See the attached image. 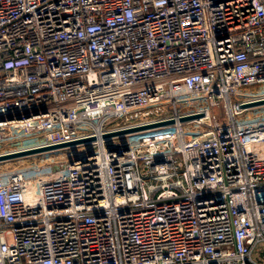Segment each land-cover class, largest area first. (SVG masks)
<instances>
[{
  "label": "built area",
  "instance_id": "1",
  "mask_svg": "<svg viewBox=\"0 0 264 264\" xmlns=\"http://www.w3.org/2000/svg\"><path fill=\"white\" fill-rule=\"evenodd\" d=\"M262 100L264 0H0V155L92 138L0 161V264H262Z\"/></svg>",
  "mask_w": 264,
  "mask_h": 264
},
{
  "label": "water",
  "instance_id": "2",
  "mask_svg": "<svg viewBox=\"0 0 264 264\" xmlns=\"http://www.w3.org/2000/svg\"><path fill=\"white\" fill-rule=\"evenodd\" d=\"M263 103H264V100L252 102V103H249L245 106H253V105H259V104H263ZM27 115L28 114H26L25 116H27ZM201 115L202 114H192V115H188V116H183V117L179 118V121L191 120L194 118H198ZM17 117H19V115H17ZM0 119H3V117L0 116ZM172 123H174V119H168V120H162V121H157V122H151V123H147V124L130 126V127L122 128L119 130L107 132L103 135V137H112V136L124 135L127 133H131V132H135V131H139V130H144V129H150V128H154V127H158V126L169 125ZM91 139L92 138H84V139H78V140H73V141L63 142V143H58V144H51V145L27 148V149L19 150L16 152L0 155V161L11 159V158H16V157H21V156H26V155H31V154H38V153L47 152V151H51V150H56V149H59L61 147L73 145V144L84 142V141L91 140Z\"/></svg>",
  "mask_w": 264,
  "mask_h": 264
},
{
  "label": "rangeland",
  "instance_id": "3",
  "mask_svg": "<svg viewBox=\"0 0 264 264\" xmlns=\"http://www.w3.org/2000/svg\"><path fill=\"white\" fill-rule=\"evenodd\" d=\"M156 114L153 112H146L142 115V117H136L132 119L131 121L134 122H143L146 120H153L155 119ZM32 140V139H31ZM34 143H38V140H36ZM39 156L42 158H45L48 162H54L56 165H60L63 163V160L61 158V154L59 151H53L48 153H41ZM60 163V164H59ZM254 257L259 260L262 264H264V243H260L259 246L256 248V251L254 253Z\"/></svg>",
  "mask_w": 264,
  "mask_h": 264
}]
</instances>
